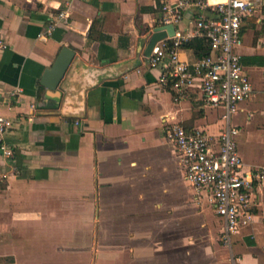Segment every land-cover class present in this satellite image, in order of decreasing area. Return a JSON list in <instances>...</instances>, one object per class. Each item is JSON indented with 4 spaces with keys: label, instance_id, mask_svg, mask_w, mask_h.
Instances as JSON below:
<instances>
[{
    "label": "crops",
    "instance_id": "0c3cea01",
    "mask_svg": "<svg viewBox=\"0 0 264 264\" xmlns=\"http://www.w3.org/2000/svg\"><path fill=\"white\" fill-rule=\"evenodd\" d=\"M165 1L174 0H0V91L22 88L0 104L14 122V156L0 147V264H264V185L254 222L223 246V219L166 137L170 123L215 135L226 120L199 86L175 101L163 67L150 66ZM255 1L239 49L254 92L230 121L248 167L264 166V0ZM63 47L76 55L50 89L41 79ZM180 56L199 58L184 46Z\"/></svg>",
    "mask_w": 264,
    "mask_h": 264
},
{
    "label": "built area",
    "instance_id": "2783aa9c",
    "mask_svg": "<svg viewBox=\"0 0 264 264\" xmlns=\"http://www.w3.org/2000/svg\"><path fill=\"white\" fill-rule=\"evenodd\" d=\"M161 11L155 32L175 28L174 34L158 41L148 56L151 67H163L161 83L174 89L178 102L187 98L194 86H199L206 105L225 109L226 125L218 134L170 123L166 126V137L177 148L186 180L199 195L206 193L223 219L220 240L223 246L230 247L240 229L254 222V189L256 185H264V166L246 165L237 142L239 128L230 122L241 103L254 92L239 49L243 45L244 20L256 14L258 5L255 0L215 4L208 0H174L165 1ZM187 13H192L187 27L177 28ZM69 14L68 7L60 10L48 30L39 36L46 38L52 34L56 23L67 19ZM195 37H205L211 52L189 63L181 58L180 51L184 42ZM5 46L0 38V48ZM21 92L22 88L0 91V104L11 105ZM13 125L11 118L0 114V147L7 158L14 156V150L5 140Z\"/></svg>",
    "mask_w": 264,
    "mask_h": 264
},
{
    "label": "water",
    "instance_id": "95a60500",
    "mask_svg": "<svg viewBox=\"0 0 264 264\" xmlns=\"http://www.w3.org/2000/svg\"><path fill=\"white\" fill-rule=\"evenodd\" d=\"M167 31H156L152 34L149 44L146 49V55L149 56L155 46V44L166 38L167 35H173L174 34V28L168 27ZM76 52L69 48V47H63L58 54L55 62L53 65L48 68L42 79V84L46 85L50 89H56L59 84L61 83L62 79L64 78L65 74L67 73L70 65L72 64L74 58H75Z\"/></svg>",
    "mask_w": 264,
    "mask_h": 264
},
{
    "label": "trees",
    "instance_id": "16d2710c",
    "mask_svg": "<svg viewBox=\"0 0 264 264\" xmlns=\"http://www.w3.org/2000/svg\"><path fill=\"white\" fill-rule=\"evenodd\" d=\"M184 47L194 48L199 58L207 56L211 52V47L205 37H195L183 43Z\"/></svg>",
    "mask_w": 264,
    "mask_h": 264
}]
</instances>
